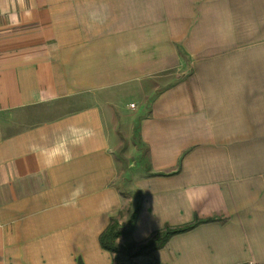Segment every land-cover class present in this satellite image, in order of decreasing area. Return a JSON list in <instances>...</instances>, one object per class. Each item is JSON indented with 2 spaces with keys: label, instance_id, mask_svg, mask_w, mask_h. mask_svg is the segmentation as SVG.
<instances>
[{
  "label": "crops",
  "instance_id": "obj_1",
  "mask_svg": "<svg viewBox=\"0 0 264 264\" xmlns=\"http://www.w3.org/2000/svg\"><path fill=\"white\" fill-rule=\"evenodd\" d=\"M137 207L195 225L138 264H264V0H0V264H117Z\"/></svg>",
  "mask_w": 264,
  "mask_h": 264
},
{
  "label": "trees",
  "instance_id": "obj_2",
  "mask_svg": "<svg viewBox=\"0 0 264 264\" xmlns=\"http://www.w3.org/2000/svg\"><path fill=\"white\" fill-rule=\"evenodd\" d=\"M138 211H139V208L137 207V209L134 210L133 214L130 217V220H129L128 225H127V230L125 233H124V231H122L121 229L118 228V220H114L110 224V226L102 234L101 239H100V242H101V245L103 248H105L106 250L111 251V253L117 255L118 248L115 245V240H117L118 238H120L124 234H127V235L131 234V232L135 226ZM194 226L195 225L185 226V227H180V228H166L165 230L156 233L153 237L151 236V238L149 239V242L147 244L142 245V246H138V251L134 256L137 257V256H140L142 254L153 253L156 250L163 248L172 236L186 232V231L192 229ZM115 260H117V259H115Z\"/></svg>",
  "mask_w": 264,
  "mask_h": 264
},
{
  "label": "rangeland",
  "instance_id": "obj_3",
  "mask_svg": "<svg viewBox=\"0 0 264 264\" xmlns=\"http://www.w3.org/2000/svg\"><path fill=\"white\" fill-rule=\"evenodd\" d=\"M122 106L124 107V114L133 116L137 113L136 107L138 106V103H137L136 99H133L130 101L126 100V101H124V104ZM118 157H119L118 159L120 160L119 161L120 163H121V161H122V163H125V164L127 162H130V161H124V159L122 157V153H120ZM122 163L120 164V166L123 165ZM122 172H123V169L120 168V173H122ZM124 177H126V175H124L123 178L120 179L121 182L126 180ZM129 187L130 186H126L124 183L121 184V188L123 189V195L125 196V198H131L133 200L132 202H134L136 204L138 201V197L135 195V193L131 192ZM127 209H128V206H127V201H126L124 209H123L124 211H123L122 217L128 211ZM120 220H118V228L121 229L122 231H124V233H125L127 230V225H128L129 221L127 222V224H125V223H122ZM123 236H121L120 238L115 240V245L118 248V252L116 255L117 264H138L135 262L138 259H135L136 257L134 256L138 251V247L133 246L132 244L128 243L127 239L122 238ZM123 239H125V240H123ZM143 263H139V264H143ZM150 264H153V263L150 262Z\"/></svg>",
  "mask_w": 264,
  "mask_h": 264
},
{
  "label": "clouds",
  "instance_id": "obj_4",
  "mask_svg": "<svg viewBox=\"0 0 264 264\" xmlns=\"http://www.w3.org/2000/svg\"><path fill=\"white\" fill-rule=\"evenodd\" d=\"M67 158H70V157H67ZM53 163V161H49L48 162V165L51 166V164ZM83 191V188L82 186L81 187H78L76 188L73 193H72V197L73 199L71 200V204L72 206H75V198L78 197ZM65 206L67 207L68 206V202L65 203Z\"/></svg>",
  "mask_w": 264,
  "mask_h": 264
},
{
  "label": "built area",
  "instance_id": "obj_5",
  "mask_svg": "<svg viewBox=\"0 0 264 264\" xmlns=\"http://www.w3.org/2000/svg\"><path fill=\"white\" fill-rule=\"evenodd\" d=\"M155 264H160V263H155ZM252 264H257V263H252Z\"/></svg>",
  "mask_w": 264,
  "mask_h": 264
}]
</instances>
